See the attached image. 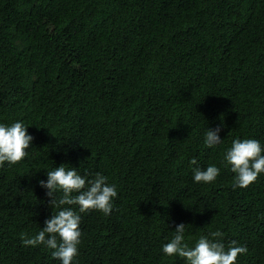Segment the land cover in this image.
<instances>
[{
  "label": "trees",
  "instance_id": "obj_1",
  "mask_svg": "<svg viewBox=\"0 0 264 264\" xmlns=\"http://www.w3.org/2000/svg\"><path fill=\"white\" fill-rule=\"evenodd\" d=\"M15 122L34 139L0 167V264H61L21 235L61 210L39 183L61 165L118 193L110 215L72 206L73 264H186L162 250L179 224L190 247L219 231L247 247L237 264H264V173L234 188L225 160L237 138L264 146V0H0V124Z\"/></svg>",
  "mask_w": 264,
  "mask_h": 264
},
{
  "label": "clouds",
  "instance_id": "obj_2",
  "mask_svg": "<svg viewBox=\"0 0 264 264\" xmlns=\"http://www.w3.org/2000/svg\"><path fill=\"white\" fill-rule=\"evenodd\" d=\"M220 131L219 127L208 129L205 134L207 147L213 148L222 143ZM33 139L22 122H15L11 126L0 124V167L5 162L16 164L23 161L29 154L27 150ZM225 160L235 173L233 187L247 188L264 173V146L256 139L237 138L225 153ZM191 163L195 165L197 161L193 159ZM219 175L220 169L214 165L194 170L197 183H213ZM47 176V181H39L40 186L48 190L46 194L52 198L50 203L53 209L61 210L53 212L52 217L45 221V227L35 236L27 238L26 234H21L22 242L25 246L44 245L53 250V258L61 261V264H73L79 255L83 233L80 228L81 216L72 206H78L79 213L95 210L110 215L118 193L115 185H110L108 178L101 173L88 179L79 174L76 168L61 165L48 171ZM58 192L62 193L59 198ZM185 228L184 224L176 227L173 238L163 245V253L183 258L186 264H237L238 257L248 252L246 246H237L235 241L226 250L219 231L210 234L212 239L201 236L195 246L190 247L185 242Z\"/></svg>",
  "mask_w": 264,
  "mask_h": 264
}]
</instances>
